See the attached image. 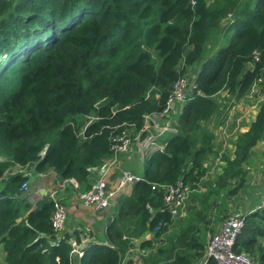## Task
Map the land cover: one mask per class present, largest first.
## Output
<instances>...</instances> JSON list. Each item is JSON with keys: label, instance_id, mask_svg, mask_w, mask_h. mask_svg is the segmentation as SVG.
I'll use <instances>...</instances> for the list:
<instances>
[{"label": "trees", "instance_id": "trees-1", "mask_svg": "<svg viewBox=\"0 0 264 264\" xmlns=\"http://www.w3.org/2000/svg\"><path fill=\"white\" fill-rule=\"evenodd\" d=\"M230 29L231 42L208 55L212 34ZM255 51L261 59L247 69ZM196 64L198 88L175 114L176 131L146 158L144 178L131 195L119 197L109 243L90 244L79 264H121L133 239L147 231L154 238L141 248L160 244L144 264H196L204 256L199 233L212 224L218 199L249 187L248 164L264 143V100L238 136L234 157L196 193L200 207L166 238L175 219L163 186L179 179L198 186L205 163L217 155L215 135L203 125L219 110L215 95L229 90L240 98L264 77V0L253 7L242 0L196 6L190 0H0V243L6 251L0 264H73L70 244L52 243L53 202L48 195L32 202L21 191L30 175L10 173L11 166L54 170L88 189L90 168L114 156L113 136L132 126L140 130ZM253 209L244 213L235 250L264 264V208Z\"/></svg>", "mask_w": 264, "mask_h": 264}, {"label": "crops", "instance_id": "crops-1", "mask_svg": "<svg viewBox=\"0 0 264 264\" xmlns=\"http://www.w3.org/2000/svg\"><path fill=\"white\" fill-rule=\"evenodd\" d=\"M230 18L231 16H229L228 21H230ZM228 21H225V23H228ZM252 68H253V64L249 63L247 69H252ZM254 89H255L254 86L251 85V87L247 90L249 92V94L247 95L248 97H250L251 106L248 109H246L247 111L244 110L243 112L240 103L237 105L235 104L233 105L232 102H230V104L228 105L226 103L223 104L222 101L217 98V96H219V93L222 91H220L215 95V98L219 103V110L210 120H208L203 125L206 130L213 132L215 135L213 142H214V149L217 155L205 163V167L207 168L205 176L201 177L198 186L194 187V190L191 191V193L187 198L185 209L180 212L177 218H175V222L171 224L168 231L163 235L162 238H166L178 232L179 226L183 222L187 214L190 211L200 207V203L196 197V193H202L206 189L205 183L214 181L217 175L222 172V169L225 166L226 161L234 157L235 149H236L235 142L238 136L249 129L261 102L264 100V96H259V94L255 95L254 97L250 95V92H253ZM224 91L230 93L228 90H224ZM256 93H260V90ZM230 105H232V107L226 113L225 107ZM180 106H182V104ZM180 106L176 107L175 111L179 110ZM174 116L176 118V115L173 114L171 126L166 128V131H164L163 134H161V136L158 138V141L162 146H164V144L161 141L163 137L176 131L174 127V122H175ZM165 125L166 123H164V119L154 112L144 119L143 126L144 127L146 126L145 131H142L143 127L140 130H137L136 127L134 126L131 127L130 132L134 140L130 150L126 152H117L115 153L113 158L103 163L102 165L91 167L90 175L88 178V186L90 187L95 180H97L99 177L103 175L109 180L111 184H113V182L121 175L122 171L124 170H130L141 176H144L145 160L152 153V152L151 153L146 152L149 147L144 146V140L147 135H149L152 132H155L158 129L164 128ZM3 159L4 158L0 157V160ZM212 165H214V167L217 166L216 171L213 175H212L213 172L211 171ZM30 168L31 167H23L17 164L11 166L9 172L10 173L24 172L26 174H29L30 177L33 176V174H37L39 176L38 180L40 183L38 182V185L35 186V184L32 182L34 185L33 186L31 185L28 192H24L28 194L29 199L32 202H37L40 199H42V197H44L45 195L47 196L46 193L47 190L59 188V183L62 181V179L56 173V171L49 170L48 172L45 173H38V172L36 173V171H34L35 165L32 167V169ZM31 178L29 181H31ZM38 190H40L39 193L40 196H38L39 195L37 193ZM132 190H133V185L129 186L124 192L118 194L109 209L99 211L96 210L95 208H87L83 206L79 198V194L80 192L84 191V189L81 190L79 186L77 188L74 186L72 182H67L65 188L59 191L60 199L62 200V202L65 203L68 209V215L65 224L66 230L70 231L73 228H77V227L92 228L93 233H95L96 239H98L95 243L98 242L105 243L106 241L109 242V238L107 237V228L109 223L114 219L115 216H117L118 199L122 194L131 195ZM247 191L252 193L253 190L251 187H249ZM251 205H254V201L249 200L247 207H251ZM245 206L238 207L239 209H236V211L233 213H239V212L245 213L246 212ZM253 208H255V206ZM201 230L199 233L200 239L204 243H206V245H208L209 240L208 242H206V239L203 236H201ZM219 230L214 234L218 233ZM154 235H155L154 232L147 231L141 237L134 238V240L132 241L133 245L127 251L126 256L121 264H135L134 257L138 254L139 249L144 252H147L149 249H151L152 251L147 255L149 256L154 254L160 242H156L153 248L145 249V248H141L140 246L143 240L152 239L154 238ZM0 246H3L4 248L3 243H0ZM0 255H1V250H0ZM147 255H143L142 259L144 256ZM3 259H4L3 255L0 256V260ZM5 259H6V255H5ZM3 262L5 261H0V263ZM46 264H52V263L50 262V260H47Z\"/></svg>", "mask_w": 264, "mask_h": 264}, {"label": "built area", "instance_id": "built-area-1", "mask_svg": "<svg viewBox=\"0 0 264 264\" xmlns=\"http://www.w3.org/2000/svg\"><path fill=\"white\" fill-rule=\"evenodd\" d=\"M199 1L200 0H190V3L191 5L196 6ZM206 1L207 3L211 2V0ZM229 16H231V14ZM260 59L261 52L255 51L252 64L260 61ZM263 83L264 77L259 76L252 84L255 88L253 93L258 92ZM197 88L198 85L196 83V79L190 80L186 73L180 76L169 95L164 109L159 112H155L164 119V123H166V125L164 128L158 129L146 136L144 146L149 147L146 152L151 153L164 148V146L159 143L158 138L164 131H166V128L171 126V120L173 114L175 115L176 107L185 103L188 100L189 94ZM198 92H200L199 89ZM149 115H151V113L147 114L145 118ZM93 119H95V117L91 116L88 123H90ZM85 128L81 130V136H84ZM145 130L146 126H143L142 131ZM133 140L134 138L130 130L124 129L121 133H116L112 138V149L114 150V155L117 152H126L130 150L133 145ZM143 178V176L135 172L124 170L113 182V184H111L103 175L95 180L88 189L80 192L79 198L83 206L87 208H95L99 211L107 210L111 207L118 194L124 192L129 186L134 185ZM67 182H72L77 188L79 186L78 182L74 178L62 179L59 183V188L46 191L48 197L53 202L52 227L57 235V240H53L52 243H58L60 240H64L70 244V253L73 257V264H79L80 258L84 255L85 249L90 244L95 243L98 239H96L92 228L77 227L70 231L66 230L65 224L68 209L65 203L60 199L59 191L65 188ZM163 187L165 205L175 219L179 216L180 212L185 209L187 198L192 191L191 185L187 184L183 179H179L176 183ZM29 188V182L25 181L22 184L21 191L28 192ZM155 188L156 185H153V189ZM37 193L39 194L40 190H38ZM258 208H264V197L262 201H260ZM244 225L245 216L243 212L235 213L227 218L226 222L221 226L219 232L211 237L204 256L201 257L196 264H208L210 259L214 260L218 264H259L248 252H238L235 250L237 238ZM105 243L108 244L109 242L106 241Z\"/></svg>", "mask_w": 264, "mask_h": 264}, {"label": "rangeland", "instance_id": "rangeland-1", "mask_svg": "<svg viewBox=\"0 0 264 264\" xmlns=\"http://www.w3.org/2000/svg\"><path fill=\"white\" fill-rule=\"evenodd\" d=\"M255 1L256 0H242V2L249 3L252 7L255 5ZM231 17L233 18V16H231ZM234 35H235L234 29H230L227 33H225L224 31L215 32L212 35L211 40L209 42V45L207 48V54L211 55L214 52H216L221 47V45L224 46V45L229 44ZM200 66H201V64H196L192 67L187 68L188 70L186 69V75L190 80L196 79V75L200 69ZM260 88H261L260 93L250 92V95H252V97H254L257 94H259V96H264V83L262 84V86ZM247 94H249L248 91H246L243 94V96H241L239 98L235 94L227 93L226 91L222 90V92L219 93V96H217V98L220 99L223 104L226 103L227 105L230 104V102H232L233 105L234 104L237 105L240 103V106L242 107V112H243L244 110L247 111L246 109H248L251 106L250 97H248ZM231 107H232V105L226 106L225 112L227 113L231 109ZM179 112H180V110H177L175 112V114L177 115ZM174 119H175V116H174ZM263 148H264V143L260 142L257 145V147L255 148L256 152H255V155L251 159V163L248 164L249 165L248 166L249 167L248 168V172H249L248 177L250 178L249 187L252 188V190H253L252 193L247 191V189L249 187L248 188L246 187V189L241 191L238 195L231 194L229 192H224L221 195L220 199H218L220 201L221 205L217 208V210H215L212 213V217H211L212 224L209 227L203 228L201 230V236H203L206 239V242H208V240L210 241L211 237L226 222L227 218H229L230 216L235 214L233 212H235L236 209H239L238 207H240V206L244 207L246 205L245 208H246V211L248 212V211L254 210L253 209L254 206L258 207V205H260V201H262V199L264 197V150H263ZM216 167H214V165L211 166L212 170L211 169L210 170L213 172L212 175L215 173ZM30 169H32V168H30ZM218 170H219V168H218ZM205 174L203 175V177L205 176ZM31 177H32L31 181H29L30 187H31V185L33 186L34 184H35V186L38 185L39 176L37 174H33V176H31ZM234 187H235L234 184H232V188H234ZM36 188H38V187H36ZM191 189L194 190V187L191 186ZM38 196H40V194ZM249 200L254 201V205H251V207H247ZM203 233H205V234H203ZM261 240L264 241V239H261ZM0 250H1L0 256L3 255V258H4L3 260H0V261H5L6 253L4 251L3 246H0ZM151 251L152 250L149 249L147 252H144V251L139 249L138 254L134 257L135 264H144V260L142 259V256L147 255ZM147 256H144L143 258H145Z\"/></svg>", "mask_w": 264, "mask_h": 264}, {"label": "water", "instance_id": "water-1", "mask_svg": "<svg viewBox=\"0 0 264 264\" xmlns=\"http://www.w3.org/2000/svg\"><path fill=\"white\" fill-rule=\"evenodd\" d=\"M229 20V18H227L225 21H228Z\"/></svg>", "mask_w": 264, "mask_h": 264}]
</instances>
